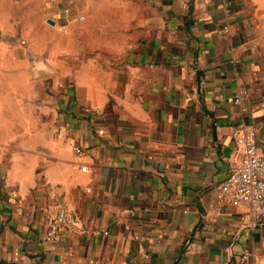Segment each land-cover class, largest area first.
<instances>
[{"label":"crops","instance_id":"0c3cea01","mask_svg":"<svg viewBox=\"0 0 264 264\" xmlns=\"http://www.w3.org/2000/svg\"><path fill=\"white\" fill-rule=\"evenodd\" d=\"M47 6L68 32L0 40V264H264L217 198L237 136L264 151V0ZM62 203L109 233L45 240Z\"/></svg>","mask_w":264,"mask_h":264},{"label":"built area","instance_id":"2783aa9c","mask_svg":"<svg viewBox=\"0 0 264 264\" xmlns=\"http://www.w3.org/2000/svg\"><path fill=\"white\" fill-rule=\"evenodd\" d=\"M230 11L227 4V12ZM47 20L52 24H60L57 16H49ZM64 32H68L69 27L60 25ZM228 32L229 28L225 27ZM71 85V84H69ZM60 87L66 86L64 82H59ZM249 96V89L241 85L234 96L228 98L229 102L242 103ZM59 135V132L57 133ZM237 142L241 147V156L234 162L226 178L220 183L217 190V198L221 203L238 205L247 203L253 215L260 219L264 217V151L259 148L253 132L244 133L237 136ZM74 150L81 154L84 149L81 145L75 144ZM84 171L87 166H82ZM64 232L76 234L85 233H105L108 230L94 229L85 224L79 215L66 203H62L57 212L50 218L49 229L45 234V240L52 241L59 238ZM251 252L246 250L242 260L250 258Z\"/></svg>","mask_w":264,"mask_h":264},{"label":"rangeland","instance_id":"374dc122","mask_svg":"<svg viewBox=\"0 0 264 264\" xmlns=\"http://www.w3.org/2000/svg\"><path fill=\"white\" fill-rule=\"evenodd\" d=\"M51 0H0V40H23L33 33L36 37L62 33L60 24L47 18L54 16L47 6Z\"/></svg>","mask_w":264,"mask_h":264}]
</instances>
